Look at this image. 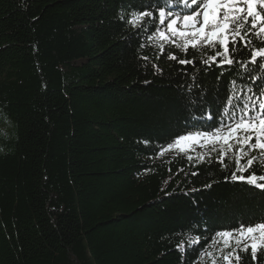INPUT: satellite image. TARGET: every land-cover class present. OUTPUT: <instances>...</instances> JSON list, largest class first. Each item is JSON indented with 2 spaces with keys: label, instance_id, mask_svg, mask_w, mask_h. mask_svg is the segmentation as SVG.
I'll return each mask as SVG.
<instances>
[{
  "label": "trees",
  "instance_id": "obj_1",
  "mask_svg": "<svg viewBox=\"0 0 264 264\" xmlns=\"http://www.w3.org/2000/svg\"><path fill=\"white\" fill-rule=\"evenodd\" d=\"M157 2L184 11L179 0H0V264H212L217 232L264 222V191L231 179L233 153L219 164L217 151L167 147L222 127L264 72L206 67L199 52L182 66L170 44L158 59V18L126 22ZM253 168L264 176L259 158Z\"/></svg>",
  "mask_w": 264,
  "mask_h": 264
},
{
  "label": "snow or ice",
  "instance_id": "obj_2",
  "mask_svg": "<svg viewBox=\"0 0 264 264\" xmlns=\"http://www.w3.org/2000/svg\"><path fill=\"white\" fill-rule=\"evenodd\" d=\"M179 3L184 8L182 13H174L157 2L158 11L151 10L150 4L141 5L140 9H133L126 20L130 26L139 30L148 20L158 18V24L153 22L151 35L148 37L157 47L158 59L166 54V48L170 44L176 51L167 52V58L182 66L194 65L195 60L188 59L187 56L194 57L199 52L206 67L216 65L231 68L239 64L245 70L247 66H253L254 71L264 72V0H179ZM250 37H255L256 40ZM205 51L208 52L207 56H204ZM178 52L185 58H180ZM245 55L246 63L243 59H237L238 56ZM142 59L147 61L148 57L143 56ZM153 67L158 66L154 64ZM251 78L255 83L256 78ZM232 84L235 86L236 81L233 80ZM248 93L241 92V96L237 97V103L241 106L237 108L233 105L229 121L222 127H217L214 132L188 131L177 134L167 147L191 153L196 147L210 144L212 151L218 152L219 164H224L227 153L231 152L235 164L231 179L264 191V176H258L253 168L258 158L264 166V87L258 96L251 88ZM227 99L231 104L232 97L228 96ZM208 118L212 119L211 116ZM187 158L189 161L194 159L192 155ZM196 159L203 161L204 156ZM248 169H252L251 174L243 175ZM216 236L222 238L225 249L231 248V251L222 253L220 257L224 264H241V252H250L253 264H259V255L264 250V222L220 231ZM233 243L236 247H232ZM212 264H218L214 257Z\"/></svg>",
  "mask_w": 264,
  "mask_h": 264
},
{
  "label": "rangeland",
  "instance_id": "obj_3",
  "mask_svg": "<svg viewBox=\"0 0 264 264\" xmlns=\"http://www.w3.org/2000/svg\"><path fill=\"white\" fill-rule=\"evenodd\" d=\"M173 150L177 151L179 154H186V152H181L176 147H173ZM193 152H196V153H199V154H204V153L213 152V151H212V146L210 144H208V145H206L204 147H196ZM237 236H238V234H237ZM244 243H249V241H244ZM232 247H236L235 243L232 244ZM227 249H225L223 247L222 238L218 237L216 239V241L214 242V245L211 246V248L208 251H206V255H207V257L210 260H212L213 257L215 258L218 254L224 252ZM209 254H211V255H209Z\"/></svg>",
  "mask_w": 264,
  "mask_h": 264
}]
</instances>
